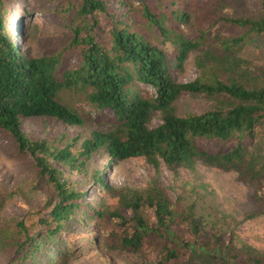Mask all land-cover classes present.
<instances>
[{
	"label": "trees",
	"instance_id": "obj_1",
	"mask_svg": "<svg viewBox=\"0 0 264 264\" xmlns=\"http://www.w3.org/2000/svg\"><path fill=\"white\" fill-rule=\"evenodd\" d=\"M14 1L0 0V129L15 139L20 156L32 158L36 185L53 194L37 222L25 218L0 230V252L20 253L11 264H36L43 254L48 264L93 254L126 264H264V253L199 214L194 202L173 200L157 178L144 187L113 188L97 172L111 203L95 207L65 179L66 170L86 171L100 151L110 163L144 158L174 171L193 169L215 153L253 190L258 208L245 219L263 215L264 156L250 147L264 136V0H255L252 11L250 0H42L52 5L46 10L62 32L40 53L19 47ZM252 44L261 63L242 57ZM201 51L200 74L178 82L176 72ZM67 94L80 106L111 112L115 128L94 130L82 142L23 130V119L36 117L83 125ZM183 94L230 106L179 116L169 109ZM157 111L161 123L152 127Z\"/></svg>",
	"mask_w": 264,
	"mask_h": 264
},
{
	"label": "rangeland",
	"instance_id": "obj_2",
	"mask_svg": "<svg viewBox=\"0 0 264 264\" xmlns=\"http://www.w3.org/2000/svg\"><path fill=\"white\" fill-rule=\"evenodd\" d=\"M254 2L255 0L248 2L250 11L253 10ZM25 4L30 7L27 14H24ZM49 7L52 5L42 0L13 2L11 17L17 26L13 27L12 32L21 49L40 53L43 46L57 41L62 29L59 20L47 12L46 8ZM260 55V49L252 44L242 57L254 63H261ZM203 56V51L192 52L183 70L176 72V80L183 83L194 80L200 74ZM147 89L154 93L153 89ZM65 99L74 104V109L84 119L83 125L68 126L55 119L36 117L23 119V130L36 138L53 139L66 134L78 137L82 142L89 138L94 130L109 131L115 128V117L108 110L98 111L84 104L80 106V99L71 94L65 95ZM219 106L229 107L230 103L225 99L183 94L171 104L169 110L184 116L189 113H204ZM161 117L162 112H154L150 125L155 127L160 124ZM254 146L250 147V151L256 150L264 156V136L260 135L256 147ZM97 172H103V179L113 188L144 187L151 178H157L173 200L182 196L185 204L194 202L199 214L215 219L218 227L232 229L239 242L246 248L264 253V214L245 219L248 213L258 208L253 198V190L239 179L236 171L224 166L218 154L211 153L205 160H198L193 169L180 168L174 171L163 163L156 169L144 158H132L114 164L109 162L105 152H97L89 161L86 171H65V179L86 191L87 201L93 207L111 203L106 190L98 188L94 178ZM36 181L32 158L20 156L15 139L0 129V230L25 218L37 222L40 217L37 211L42 209L53 193L46 186L36 185ZM80 231L86 230L76 228V233ZM66 235L67 233L64 234ZM19 256L20 253L15 247L5 249L0 252V264H11ZM41 259L36 264H48L47 254H43ZM106 262L126 264L113 256H109ZM106 262L98 254H93L71 260L69 264Z\"/></svg>",
	"mask_w": 264,
	"mask_h": 264
}]
</instances>
